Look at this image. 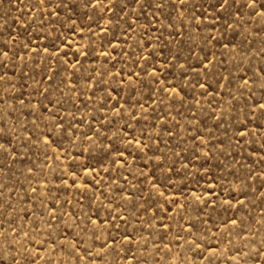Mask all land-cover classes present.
<instances>
[{
  "label": "rangeland",
  "instance_id": "rangeland-1",
  "mask_svg": "<svg viewBox=\"0 0 264 264\" xmlns=\"http://www.w3.org/2000/svg\"><path fill=\"white\" fill-rule=\"evenodd\" d=\"M0 0V264H264V0Z\"/></svg>",
  "mask_w": 264,
  "mask_h": 264
},
{
  "label": "snow or ice",
  "instance_id": "snow-or-ice-1",
  "mask_svg": "<svg viewBox=\"0 0 264 264\" xmlns=\"http://www.w3.org/2000/svg\"><path fill=\"white\" fill-rule=\"evenodd\" d=\"M227 4V0H224V3L221 4V7H224ZM261 107H264V105H261Z\"/></svg>",
  "mask_w": 264,
  "mask_h": 264
}]
</instances>
